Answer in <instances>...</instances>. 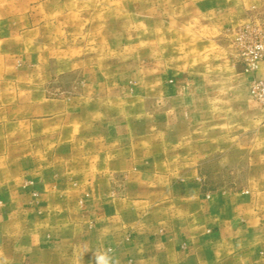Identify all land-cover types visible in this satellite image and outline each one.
I'll return each mask as SVG.
<instances>
[{"label":"crops","instance_id":"obj_1","mask_svg":"<svg viewBox=\"0 0 264 264\" xmlns=\"http://www.w3.org/2000/svg\"><path fill=\"white\" fill-rule=\"evenodd\" d=\"M104 1L0 0V264H264V0Z\"/></svg>","mask_w":264,"mask_h":264},{"label":"built area","instance_id":"obj_2","mask_svg":"<svg viewBox=\"0 0 264 264\" xmlns=\"http://www.w3.org/2000/svg\"><path fill=\"white\" fill-rule=\"evenodd\" d=\"M233 35V46L244 72H255L258 64L264 62V22H252L233 31ZM249 92L264 115V81L252 79L249 82Z\"/></svg>","mask_w":264,"mask_h":264},{"label":"rangeland","instance_id":"obj_3","mask_svg":"<svg viewBox=\"0 0 264 264\" xmlns=\"http://www.w3.org/2000/svg\"><path fill=\"white\" fill-rule=\"evenodd\" d=\"M17 1H20V0H17ZM40 1H44V0H40ZM109 6H110V3L105 0L104 1V7L108 8ZM261 21L264 22V17H262L258 13H253L251 15H248V17L242 23H240L234 27H230L226 30V33L228 35V50H229L230 56L235 63L240 64L242 66V69H243V65L238 61L237 53H236V50L234 49V46H233V41H234L233 31H235L241 27L248 26L252 22H261ZM243 72H244V70H243ZM71 80H72L73 85H74L75 81L77 80V72L72 73V79ZM249 94H250V92H249ZM209 171L211 172V169H209Z\"/></svg>","mask_w":264,"mask_h":264},{"label":"clouds","instance_id":"obj_4","mask_svg":"<svg viewBox=\"0 0 264 264\" xmlns=\"http://www.w3.org/2000/svg\"><path fill=\"white\" fill-rule=\"evenodd\" d=\"M95 264H118V261L113 257L112 250L107 249L95 255Z\"/></svg>","mask_w":264,"mask_h":264}]
</instances>
